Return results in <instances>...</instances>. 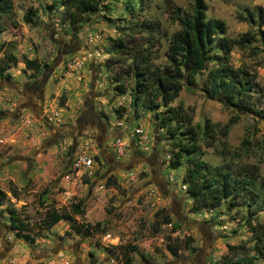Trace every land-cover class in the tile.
I'll return each instance as SVG.
<instances>
[{"label":"rangeland","instance_id":"rangeland-1","mask_svg":"<svg viewBox=\"0 0 264 264\" xmlns=\"http://www.w3.org/2000/svg\"><path fill=\"white\" fill-rule=\"evenodd\" d=\"M10 1V13L0 16V67L9 56L14 59L0 77V264H121L123 246L135 247L134 264H217L227 245H250L246 221L264 223V116L211 98L205 78L212 64L192 84L183 82L171 105H180L191 125L202 128L205 119L212 124L210 136L198 143L201 159L254 176L252 191L233 197L232 204L223 200L193 211L182 181L185 166H168L166 128L157 126L154 111L140 105L141 98L133 112L128 91L119 95L112 89L117 75L124 84L132 83L125 75L128 54L118 58L111 46L120 39L125 51L144 45L154 65H165L168 40L178 29L175 8L183 15L192 0H143L133 9L128 0H106L107 8L75 21L62 0ZM204 3L205 19L223 21L227 37L253 33L251 44L232 48L229 64L247 72L254 84L251 101L264 108V0ZM29 7L35 15L25 23ZM257 7L261 18L248 22V11ZM141 20L159 24L152 45L136 32ZM23 57L35 58L38 71L25 68ZM35 82L41 84V101L26 91ZM117 107L125 108L121 117L114 112ZM136 126L143 131L142 145L129 144L117 159L113 137L127 139ZM80 149L94 156L95 166L88 176L66 181L64 168ZM74 203H80L83 214L72 215V227L98 222L90 233L75 232L67 219L39 228L46 209L71 214ZM8 204L28 223L33 242L23 237L26 232L8 228ZM163 214L169 223L154 230ZM168 241L176 245V256L166 250Z\"/></svg>","mask_w":264,"mask_h":264},{"label":"trees","instance_id":"trees-1","mask_svg":"<svg viewBox=\"0 0 264 264\" xmlns=\"http://www.w3.org/2000/svg\"><path fill=\"white\" fill-rule=\"evenodd\" d=\"M106 0H62L72 8L70 20L75 21L77 16L94 13ZM143 0H128L127 7L134 8L135 3L141 5ZM10 0H0V16L8 15L11 11ZM175 8L173 18L176 19L178 29L175 30L168 40L165 50L166 64L154 65L150 59L148 47H131L125 51L123 41L120 39L111 46L110 52H116L118 58L121 54H128L129 62L126 65L125 75L130 84H124L120 75L115 76L116 84L113 86L115 94H124L128 91L130 95V107L136 112L137 101L143 107L153 112V119L157 126L165 127L171 145V160L168 166L172 169L185 166L182 181L185 184V192L191 200V210L218 206L223 200L232 204L233 197L240 196L242 192H251L253 177L235 173L227 163L211 166L200 157L199 142L202 137H209L212 124L206 119L202 128L199 125L190 124V115L180 106H172L171 102L177 96L185 81L192 84L194 76L205 69L206 65L212 64L207 69L205 78V89L208 95L219 98L223 103L246 113L264 116V108H257L251 101L254 84L248 78L243 69L233 68L229 64V53L234 46L242 48L251 44L254 40L253 33L246 32L238 38H230L225 35L226 27L219 19H205L206 5L204 0H192L190 10L180 15ZM35 10L29 7L24 13L25 23L31 22ZM247 21L261 18L260 8L248 11ZM136 32L145 34L146 44L152 45L151 38L159 29V24L150 20H141L135 24ZM264 46V44H263ZM120 56V57H119ZM14 60L9 56L3 67H0V77L8 66V62ZM108 63V61H106ZM25 68L37 72L39 64L35 58H22ZM127 79V78H126ZM161 109L157 111L156 109ZM125 108L117 107L114 112L121 117ZM227 124L233 122L230 119ZM209 145V143H205ZM254 194V193H253ZM255 195V194H254ZM255 197V196H254ZM4 193L0 191V204ZM71 214L54 209H46L40 219L39 228L49 229L60 219H67L72 227L74 219L72 215H82L83 210L80 203L71 205ZM5 211L8 214V228L16 232H26L23 237L28 242H33L34 235L28 233V223L25 221L12 204H8ZM168 215L163 214L153 223V229L162 223H169ZM98 222L91 226L86 225L79 229L76 225L72 227L75 232L90 233L98 226ZM249 229L250 245L244 243L237 246H226V252L218 258L217 264H256L261 259L264 264V223H245ZM176 224H172L174 231ZM169 240V236L166 237ZM166 250L176 256L177 247L169 241L165 245ZM135 250L134 246H123L120 249L121 264H134L130 253Z\"/></svg>","mask_w":264,"mask_h":264},{"label":"built area","instance_id":"built-area-1","mask_svg":"<svg viewBox=\"0 0 264 264\" xmlns=\"http://www.w3.org/2000/svg\"><path fill=\"white\" fill-rule=\"evenodd\" d=\"M143 138V131L138 126L134 127V129L129 132V138L127 139H124L123 136L113 137L112 145L115 157L117 159L122 157L125 150L128 149V145L130 143H133L136 146L142 145ZM93 166H95L93 155L87 154L84 149L76 150L69 157V160L64 168L63 178L66 181H70L71 179H80L83 175L88 176L89 174H91V169Z\"/></svg>","mask_w":264,"mask_h":264},{"label":"flooded vegetation","instance_id":"flooded-vegetation-1","mask_svg":"<svg viewBox=\"0 0 264 264\" xmlns=\"http://www.w3.org/2000/svg\"><path fill=\"white\" fill-rule=\"evenodd\" d=\"M29 94H32L34 96V98L38 101H41V84L40 83H37L35 82L34 84H31L29 87H28V90H26ZM55 137H57L59 134L58 132L55 133Z\"/></svg>","mask_w":264,"mask_h":264},{"label":"crops","instance_id":"crops-1","mask_svg":"<svg viewBox=\"0 0 264 264\" xmlns=\"http://www.w3.org/2000/svg\"><path fill=\"white\" fill-rule=\"evenodd\" d=\"M118 123L120 124V122H118ZM123 130H124V129H123ZM118 132H119V131H118ZM115 136H117V134H115ZM131 144L134 145L133 143H130V145H131Z\"/></svg>","mask_w":264,"mask_h":264},{"label":"water","instance_id":"water-1","mask_svg":"<svg viewBox=\"0 0 264 264\" xmlns=\"http://www.w3.org/2000/svg\"><path fill=\"white\" fill-rule=\"evenodd\" d=\"M118 164V163H117ZM119 165V164H118Z\"/></svg>","mask_w":264,"mask_h":264}]
</instances>
